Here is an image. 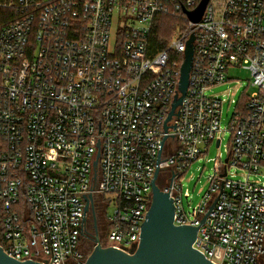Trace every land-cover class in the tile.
<instances>
[{"label": "built area", "instance_id": "obj_1", "mask_svg": "<svg viewBox=\"0 0 264 264\" xmlns=\"http://www.w3.org/2000/svg\"><path fill=\"white\" fill-rule=\"evenodd\" d=\"M201 2L0 0L15 12L0 25V247L7 255L87 264L97 244L84 250L85 222L100 204L104 215L114 204L101 245L135 253L159 167L175 224L199 227L194 249L213 264H264V0H209L193 23L187 13ZM163 15L184 26L155 48ZM193 34L187 93L166 132ZM232 68L250 71L252 92L230 120L228 162L215 160L208 192L187 211L185 176L222 143L225 101L208 91L230 82Z\"/></svg>", "mask_w": 264, "mask_h": 264}, {"label": "water", "instance_id": "obj_2", "mask_svg": "<svg viewBox=\"0 0 264 264\" xmlns=\"http://www.w3.org/2000/svg\"><path fill=\"white\" fill-rule=\"evenodd\" d=\"M209 0H202L199 7L187 13L193 23L201 21ZM196 36L193 34L187 43L185 61L181 68V79L179 93L176 95L172 111L166 120L165 131H169L167 125L176 113L177 108L182 104L187 93L189 77L193 64ZM167 137L165 138V140ZM220 140L217 141V147ZM162 152V151H161ZM99 158V155H98ZM229 158H226L228 162ZM161 162V153L158 164ZM97 161L95 162V166ZM160 173L158 167L152 182V203L148 211L146 220L141 228L139 248L133 254H128L115 248H104L99 238L92 251L87 264H213L202 253L194 249L193 244L197 238L199 227L182 225L177 226L174 222L175 204L169 193L162 191L157 183ZM173 172V177H174ZM225 176V174H224ZM173 180V178H172ZM172 184V182H171ZM171 188V187H170ZM170 192V190H169ZM91 198V197H90ZM89 198V199H90ZM218 199L210 208V211L217 204ZM90 210L89 203L86 211ZM206 220V216L202 223ZM0 264H42L35 261H18L7 255L0 247Z\"/></svg>", "mask_w": 264, "mask_h": 264}, {"label": "rangeland", "instance_id": "obj_3", "mask_svg": "<svg viewBox=\"0 0 264 264\" xmlns=\"http://www.w3.org/2000/svg\"><path fill=\"white\" fill-rule=\"evenodd\" d=\"M179 25L184 26L183 24H178V26ZM175 36L176 34L174 32V34L171 35V40L177 37ZM169 43H167V45ZM228 76L230 82L208 91L209 96H218L225 101L222 108L223 114L221 122L223 132L219 136V138L222 139V143L220 148H218L217 142H215L211 146L209 154L205 158L195 162L185 176L182 184L183 191L184 193L188 192L190 195L189 200L184 198L187 211H191L194 207L199 205L204 195L208 192L210 187L208 179L214 173L215 160L219 157H221L223 161L226 160L232 140L230 133L227 131L230 120L236 110H241L245 98L252 92V88L249 87L251 81L250 71L241 68H232L229 70ZM253 179L255 180V178ZM262 181H264V178ZM113 207L114 204L110 205L105 213L107 216L112 214ZM95 215L99 217L98 225L101 233L105 232L108 228L103 219L104 213L101 204L95 209L94 213L92 212L91 220ZM89 232L93 234V227L89 226ZM93 242L89 239L83 241L85 251H90L92 249L94 245Z\"/></svg>", "mask_w": 264, "mask_h": 264}, {"label": "trees", "instance_id": "obj_4", "mask_svg": "<svg viewBox=\"0 0 264 264\" xmlns=\"http://www.w3.org/2000/svg\"><path fill=\"white\" fill-rule=\"evenodd\" d=\"M14 14H15L14 10L0 8V25H3L4 23L10 21L14 17ZM178 24H184V23L177 18H171L164 15L160 16L158 18L157 28L152 36L153 47L165 48L167 43H169L172 38L171 35L174 34V32H176Z\"/></svg>", "mask_w": 264, "mask_h": 264}, {"label": "flooded vegetation", "instance_id": "obj_5", "mask_svg": "<svg viewBox=\"0 0 264 264\" xmlns=\"http://www.w3.org/2000/svg\"><path fill=\"white\" fill-rule=\"evenodd\" d=\"M98 219L99 217L98 216H94L92 217V220H91V215L86 219V225H85V233H84V236H83V241L85 239H89L93 242V244L95 243L96 239L99 238V239H105L106 238V235L108 233V230H109V221H108V217L106 215L103 216V219H104V222L106 223L107 225V228L105 232L101 233V230L99 228V225H98ZM89 226L93 227L94 229V232L93 234H91L89 232Z\"/></svg>", "mask_w": 264, "mask_h": 264}]
</instances>
